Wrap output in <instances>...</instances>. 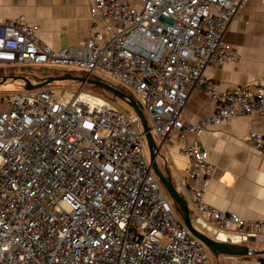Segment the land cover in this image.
<instances>
[{"label": "built area", "instance_id": "2783aa9c", "mask_svg": "<svg viewBox=\"0 0 264 264\" xmlns=\"http://www.w3.org/2000/svg\"><path fill=\"white\" fill-rule=\"evenodd\" d=\"M136 1L139 9L125 0H92L90 16L102 29L83 45L57 51L24 19L0 22V66L108 74L140 100L161 141L199 137L252 114L264 122V81L218 92L204 75L207 67L235 60L222 35L252 0ZM105 33L109 39L98 46ZM186 87L214 101L196 125L182 119ZM245 140L264 156V130ZM143 147L135 115L127 118L83 90H36L1 100L0 264H208L206 247L176 216ZM181 154L191 165L175 176L176 192L219 231L236 227L243 240L261 241L264 220L246 221L203 202L215 169L206 152L186 146Z\"/></svg>", "mask_w": 264, "mask_h": 264}, {"label": "crops", "instance_id": "0c3cea01", "mask_svg": "<svg viewBox=\"0 0 264 264\" xmlns=\"http://www.w3.org/2000/svg\"><path fill=\"white\" fill-rule=\"evenodd\" d=\"M91 1L0 0V22L24 19L25 23L37 29L35 35L43 44L57 51L83 45L94 35V32L102 29L103 22L90 16ZM125 1L136 9L140 8L136 0ZM109 36V33H105L104 38L96 41V44L105 45ZM222 41L232 48L235 60L207 67L204 70L205 77L218 92L264 81V5L261 0L250 1L240 11L227 26ZM185 90L187 101L181 113L182 119L186 123L196 125L212 113L214 101L197 89L186 87ZM263 130V120L257 114H252L233 118L219 126L208 127L199 137L186 133L184 139L174 135L161 141L153 134V137L156 136L160 142H156L154 138L159 148V156L156 158L157 168L164 177L170 179L175 188V176L182 175L191 165V161L181 154V149L186 146H196L206 152L208 163L215 167L212 179L203 194V202L221 213L236 214L246 221H262L264 220V156L251 148L245 138L251 132ZM144 146H147L145 139ZM156 180L162 188L159 180L157 178ZM187 184L199 187L189 178ZM186 198L189 217L196 230L220 242L229 241L232 244L247 246L254 251H264V229L261 232L262 240L255 239V242L263 246L256 248L253 245L255 242L249 241L254 238L243 240L238 235L236 227L219 231L213 220L202 216L189 198L187 196ZM173 206L175 208V204ZM214 259L216 264H264V256L258 254L239 257H214L208 254L209 264Z\"/></svg>", "mask_w": 264, "mask_h": 264}, {"label": "rangeland", "instance_id": "374dc122", "mask_svg": "<svg viewBox=\"0 0 264 264\" xmlns=\"http://www.w3.org/2000/svg\"><path fill=\"white\" fill-rule=\"evenodd\" d=\"M66 73L73 74L74 77H83L84 74L88 75V73H85L84 71H80L76 69L48 68L44 66H34V65L33 66H0V101L4 100L5 98L9 96L28 92L24 89V85H22L20 82L16 80H10V79H15L21 74L22 75H36V76H43L44 74V75H49L48 77H58V76H64ZM65 77H72V76H65ZM3 78H10V79H7L8 81L3 82ZM90 79L96 82L104 83L114 88L115 90L119 91L120 93L125 95L128 99L135 101L139 110L144 115V118L148 121V113L145 107L142 105L140 100L134 96V93L132 92V90L121 85L120 82H117L115 79H113L111 76L105 73L95 72L90 75ZM32 84L35 85L37 83L32 82ZM50 89L55 90L56 92H61V91L66 92L67 91L71 93L78 92L79 90H83L84 92L92 93V94L106 98L108 101H110L113 104L115 108H117L120 112H122L127 118L129 117L133 118V116L135 115L134 111L125 102H123L120 97L96 85H92L88 83L82 85L81 83H75L72 81H59V82L50 83L36 90H50ZM36 90H33V91H36ZM133 122H134L132 123L133 128L136 129L138 126L137 122H135V120ZM154 138L156 142H159V139L156 136ZM142 157H143V160L146 162V164H148L149 163V151H148L147 146L143 147ZM164 194L166 195L167 199L171 203L176 216L179 217L180 215L177 213V211L175 210L173 206L174 204L173 200L165 192V190H164ZM181 195L184 197L186 201L188 200L186 196H184V194H181ZM208 234L211 235V233H208ZM253 245L256 248H260L263 246L261 243H258V242L253 243ZM207 253L211 254L209 251ZM216 263L217 262L214 259L211 264H216Z\"/></svg>", "mask_w": 264, "mask_h": 264}, {"label": "water", "instance_id": "95a60500", "mask_svg": "<svg viewBox=\"0 0 264 264\" xmlns=\"http://www.w3.org/2000/svg\"><path fill=\"white\" fill-rule=\"evenodd\" d=\"M10 80H16L18 82H22L24 85V89L26 91H33L39 88H42L50 83L53 82H59V81H72L75 83H81L82 85L88 83L92 85H96L98 87H101L114 95L121 98L123 102H125L135 113L136 118L139 121V124L142 127V134L144 136V139L146 141V145L149 151V169L157 178L162 186V188L165 190V192L170 196V198L173 200L175 204V210L180 215V218L185 225V227L188 229V231L192 234L194 238L200 241L201 244H203L206 249L214 256H249L252 254H258L261 256H264V251H254L253 249L242 246L238 244H232L229 241L227 242H220L219 240H216L214 238L209 237L208 235L196 230L193 227V221L189 217L188 207L186 200L181 197L173 187L171 181L169 178L164 177L158 170L157 164H156V158L159 156V148L157 147L152 131L149 127L148 121L144 118V115L139 110L137 104L135 101L128 99L125 95L120 93L119 91L115 90L114 88L100 82H96L90 79V77L87 75V77H65V76H58V77H49L45 79L44 81L37 83L33 85L27 78L20 76L16 77L15 79ZM9 80V81H10ZM8 81L7 78H3V82ZM250 242H255V239H249Z\"/></svg>", "mask_w": 264, "mask_h": 264}, {"label": "trees", "instance_id": "16d2710c", "mask_svg": "<svg viewBox=\"0 0 264 264\" xmlns=\"http://www.w3.org/2000/svg\"><path fill=\"white\" fill-rule=\"evenodd\" d=\"M45 74V73H44ZM43 74V76H36V75H20V76H23V77H25V78H27L31 83L32 82H35V83H40V82H42V81H44L45 79H47V78H49L48 76L49 75H44ZM20 76H18V77H20ZM64 76H73V74H70V73H66ZM87 76V74H84L83 75V77H86ZM7 79H10V78H7ZM22 85H23V83L22 82H20Z\"/></svg>", "mask_w": 264, "mask_h": 264}]
</instances>
